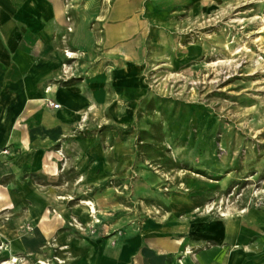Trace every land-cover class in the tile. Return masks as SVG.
<instances>
[{
  "label": "rangeland",
  "instance_id": "rangeland-1",
  "mask_svg": "<svg viewBox=\"0 0 264 264\" xmlns=\"http://www.w3.org/2000/svg\"><path fill=\"white\" fill-rule=\"evenodd\" d=\"M112 1L64 0L75 24L70 44L62 38L71 79L98 74L100 17ZM142 6L138 70L117 81L109 74L108 100L87 108L70 132L96 135L104 151L118 145L121 155L109 156L106 174L96 172L101 182L81 187L74 154H59L56 186L70 199L64 210L78 237L164 222L174 202L198 199L191 215L218 218L264 206V0Z\"/></svg>",
  "mask_w": 264,
  "mask_h": 264
},
{
  "label": "crops",
  "instance_id": "crops-1",
  "mask_svg": "<svg viewBox=\"0 0 264 264\" xmlns=\"http://www.w3.org/2000/svg\"><path fill=\"white\" fill-rule=\"evenodd\" d=\"M146 2L113 0L100 17L98 74L66 81L62 38L70 44L75 24L64 0H0V243L6 245L0 264L15 258L26 259L17 264H37L54 256L63 264H264V206L224 218L193 216L197 199L184 206L174 202L164 222L149 220L108 238L78 237L68 228L64 205L70 199L56 186L59 154H74L70 166L81 187L101 182L96 172L106 174L109 156L121 155L118 145L109 155L96 135L70 132L87 108L108 100L109 74L117 81L138 70L143 33L137 13ZM122 86L118 93L126 91ZM48 101L60 109L49 108ZM6 148L11 155L2 154Z\"/></svg>",
  "mask_w": 264,
  "mask_h": 264
},
{
  "label": "built area",
  "instance_id": "built-area-1",
  "mask_svg": "<svg viewBox=\"0 0 264 264\" xmlns=\"http://www.w3.org/2000/svg\"><path fill=\"white\" fill-rule=\"evenodd\" d=\"M67 21L70 22V18L69 17L67 18ZM71 31H72V29L69 27L68 28V32H71ZM67 57H68V55H67ZM62 73H63L62 79H64V80L69 79L70 80L72 78V76L71 77H68L69 76V70L64 65L62 67ZM47 106L49 108L53 109V110L60 109V105L59 104H55V103L50 102V101L47 102ZM2 154L4 156L11 155V153L7 150V148L2 151ZM5 248H6V245L4 243H0V252L1 251H4ZM24 262H26V259H24V258H21V259L15 258V259H9L8 261H5V262H3L1 264H17V263H24ZM53 263L63 264L64 263V260L59 259V257H57V256H54L53 259H52V261L51 260H48V261H38L37 262V264H53ZM179 264H181V263H179Z\"/></svg>",
  "mask_w": 264,
  "mask_h": 264
},
{
  "label": "bare ground",
  "instance_id": "bare-ground-1",
  "mask_svg": "<svg viewBox=\"0 0 264 264\" xmlns=\"http://www.w3.org/2000/svg\"><path fill=\"white\" fill-rule=\"evenodd\" d=\"M68 55V54H67ZM71 55V54H70ZM73 55V54H72ZM69 58V57H68ZM81 204L83 205V206H85L86 208H88V212L89 213H95V209H94V207H93V205L94 204H92L89 200H83L82 202H81Z\"/></svg>",
  "mask_w": 264,
  "mask_h": 264
}]
</instances>
